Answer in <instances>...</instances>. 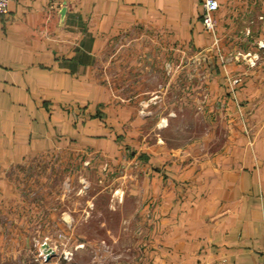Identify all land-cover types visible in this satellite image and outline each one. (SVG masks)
Listing matches in <instances>:
<instances>
[{"label": "crops", "instance_id": "1", "mask_svg": "<svg viewBox=\"0 0 264 264\" xmlns=\"http://www.w3.org/2000/svg\"><path fill=\"white\" fill-rule=\"evenodd\" d=\"M217 1L215 36L201 21L204 0H11L0 16V195L8 192L5 178L14 165L57 147L114 154L118 123L143 124L138 110L108 105L98 76L115 40L148 29L162 49L203 51L215 74L211 96L259 129L248 138L237 120L225 152L198 162L164 147L139 151L136 129L128 126L132 160L150 181L144 194L156 202L145 219L150 227L156 217L155 232L146 231L156 245L155 264H264V0ZM240 56L253 72L244 71Z\"/></svg>", "mask_w": 264, "mask_h": 264}, {"label": "rangeland", "instance_id": "2", "mask_svg": "<svg viewBox=\"0 0 264 264\" xmlns=\"http://www.w3.org/2000/svg\"><path fill=\"white\" fill-rule=\"evenodd\" d=\"M157 39L148 29L133 32L106 51L98 83L110 93L108 105L138 110L143 124L133 125L139 151L164 147L198 162L207 153L225 152L238 119L224 99L211 96L208 80L215 74L204 52L178 45L162 49ZM215 47L221 61L220 43ZM236 61L246 73L255 70L241 56ZM240 118L241 132L256 137L259 129L245 115ZM123 125L118 123L114 154L88 145L57 147L8 170V192L0 195V264H155L156 245L146 231L155 232L156 217L150 227L145 219L156 202L144 194L150 181L141 177L139 160H132L125 142L133 125Z\"/></svg>", "mask_w": 264, "mask_h": 264}, {"label": "built area", "instance_id": "3", "mask_svg": "<svg viewBox=\"0 0 264 264\" xmlns=\"http://www.w3.org/2000/svg\"><path fill=\"white\" fill-rule=\"evenodd\" d=\"M10 2L11 0H0V16L8 14ZM219 8L220 6L217 0H204L203 2L202 23L206 31L209 33L215 34L217 28L215 14ZM259 48H264L263 42H259Z\"/></svg>", "mask_w": 264, "mask_h": 264}, {"label": "water", "instance_id": "4", "mask_svg": "<svg viewBox=\"0 0 264 264\" xmlns=\"http://www.w3.org/2000/svg\"><path fill=\"white\" fill-rule=\"evenodd\" d=\"M64 12V11H63ZM44 248H45V251H46V253L48 254V253H52V251L50 250V249H46L47 247L46 246H44Z\"/></svg>", "mask_w": 264, "mask_h": 264}, {"label": "trees", "instance_id": "5", "mask_svg": "<svg viewBox=\"0 0 264 264\" xmlns=\"http://www.w3.org/2000/svg\"><path fill=\"white\" fill-rule=\"evenodd\" d=\"M218 12V11H217ZM202 14H203V12H202ZM202 14H201V21H202Z\"/></svg>", "mask_w": 264, "mask_h": 264}]
</instances>
